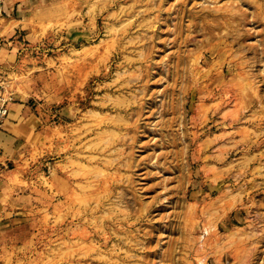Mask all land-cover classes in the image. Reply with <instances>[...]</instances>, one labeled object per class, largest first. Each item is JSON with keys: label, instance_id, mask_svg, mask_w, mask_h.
I'll list each match as a JSON object with an SVG mask.
<instances>
[{"label": "rangeland", "instance_id": "obj_1", "mask_svg": "<svg viewBox=\"0 0 264 264\" xmlns=\"http://www.w3.org/2000/svg\"><path fill=\"white\" fill-rule=\"evenodd\" d=\"M1 2L38 119L0 264H264V0Z\"/></svg>", "mask_w": 264, "mask_h": 264}, {"label": "crops", "instance_id": "obj_2", "mask_svg": "<svg viewBox=\"0 0 264 264\" xmlns=\"http://www.w3.org/2000/svg\"><path fill=\"white\" fill-rule=\"evenodd\" d=\"M13 9L15 11V7L10 8L0 0V71L4 72L13 68L19 50L24 49V44L16 36L20 20L9 16ZM33 106L30 99L19 95L10 105L8 116L0 129V180L27 143L33 140L38 119L34 112L36 107Z\"/></svg>", "mask_w": 264, "mask_h": 264}, {"label": "built area", "instance_id": "obj_3", "mask_svg": "<svg viewBox=\"0 0 264 264\" xmlns=\"http://www.w3.org/2000/svg\"><path fill=\"white\" fill-rule=\"evenodd\" d=\"M14 100V93L7 89V85L0 81V129L8 116L10 105Z\"/></svg>", "mask_w": 264, "mask_h": 264}, {"label": "bare ground", "instance_id": "obj_4", "mask_svg": "<svg viewBox=\"0 0 264 264\" xmlns=\"http://www.w3.org/2000/svg\"><path fill=\"white\" fill-rule=\"evenodd\" d=\"M212 228H213L212 225H208V226L205 227V230H204L205 232H204V231H203V232H204L205 234L208 235V233L211 231ZM198 239H199V238H198ZM198 239H197V240H198ZM196 243H197V242H196ZM198 243H199V241H198ZM197 247H198V244H197ZM199 248H200V247H199ZM196 250H197V248H196ZM201 260H202V259H201ZM201 260H200V261H201ZM200 261H199V262H200ZM203 261H204V259H203Z\"/></svg>", "mask_w": 264, "mask_h": 264}]
</instances>
